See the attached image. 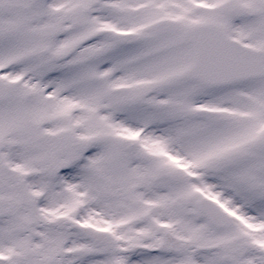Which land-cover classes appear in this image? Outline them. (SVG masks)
Returning <instances> with one entry per match:
<instances>
[{
    "label": "snow or ice",
    "instance_id": "1",
    "mask_svg": "<svg viewBox=\"0 0 264 264\" xmlns=\"http://www.w3.org/2000/svg\"><path fill=\"white\" fill-rule=\"evenodd\" d=\"M0 264H264V0H0Z\"/></svg>",
    "mask_w": 264,
    "mask_h": 264
}]
</instances>
